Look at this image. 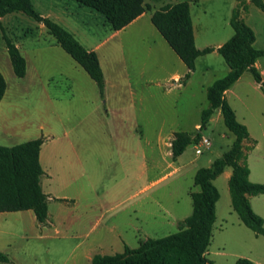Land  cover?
<instances>
[{
    "label": "rangeland",
    "instance_id": "obj_1",
    "mask_svg": "<svg viewBox=\"0 0 264 264\" xmlns=\"http://www.w3.org/2000/svg\"><path fill=\"white\" fill-rule=\"evenodd\" d=\"M31 1L39 14L97 52L105 91L102 95L43 23L22 11L0 18V71L8 83L0 105L6 120L1 131L28 124L5 137L8 145L45 138L41 183L49 199L44 224L32 210L4 212L0 251L10 262L0 264H91L97 254L123 253L149 238L178 232L193 211L196 171L211 166L236 137L217 109L201 130L212 142L202 154H196L193 142L174 159L171 143L177 132L199 130L209 106L207 88L230 68L216 51L200 56L188 79H175L174 74L183 79L188 67L150 16L165 5L188 1L197 47H215L234 34L230 18L238 0H147L151 10L142 23L153 35L116 32L101 13L75 0ZM248 3L243 15L254 17L257 32L264 33L257 14L264 12ZM5 37L26 58V78L15 74ZM262 39L259 34V43ZM227 99L259 140L257 146L245 142L244 162L250 181L264 184V91L246 71ZM228 173L231 167L214 180L220 199L206 256L214 264H235L239 258L264 264V235L234 211ZM252 205L264 219V195Z\"/></svg>",
    "mask_w": 264,
    "mask_h": 264
},
{
    "label": "trees",
    "instance_id": "obj_2",
    "mask_svg": "<svg viewBox=\"0 0 264 264\" xmlns=\"http://www.w3.org/2000/svg\"><path fill=\"white\" fill-rule=\"evenodd\" d=\"M101 13L114 30H121L150 9L147 0H75ZM252 2L264 11V0H238L233 9L230 24L234 34L221 46L198 48L188 1L165 5L152 14V22L165 40L188 67L181 80H186L195 70L197 59L215 50L229 65V72L215 80L207 88L209 106L202 111L199 130L190 134L177 132L171 143L172 157L177 159L186 148L201 138V130L209 124L213 114L220 109L227 128L235 135L231 148L216 158L211 166L199 168L194 176L198 191L192 192L193 211L179 224V231L164 238H149L137 249L126 247L123 253L97 254L91 264H214L207 256L216 221V205L220 192L214 180L228 167L232 168L229 190L232 207L241 221L256 234L264 235V219L250 203V196L264 194V184L249 179L250 168L244 162V144L251 140L248 127L239 121L236 111L226 97V91L250 71L264 91V80L256 62L264 56V49L255 46L256 34L243 13ZM14 11H22L43 23L55 36L60 46L69 53L98 84L104 95L105 75L94 50H88L66 28L49 17L39 14L31 0H0V18ZM6 38L7 49L15 74L23 78L27 74V60L12 41ZM7 91V80L0 71V102ZM44 137L5 146L0 144V213L32 210L40 224L49 217L48 195L43 191L41 178L45 171L40 161ZM251 147V146H250ZM0 261L10 262L0 251ZM235 264H258L248 258H239Z\"/></svg>",
    "mask_w": 264,
    "mask_h": 264
},
{
    "label": "crops",
    "instance_id": "obj_3",
    "mask_svg": "<svg viewBox=\"0 0 264 264\" xmlns=\"http://www.w3.org/2000/svg\"><path fill=\"white\" fill-rule=\"evenodd\" d=\"M148 3V2H147ZM149 10H151V9H149ZM149 10H147V11H149ZM261 10V9H260ZM147 11L146 12H144L141 16H139L138 18H136L133 22H131L129 25H127L125 28H123V29H121V30H116V32H122V31H124V30H130L132 33H149V34H151V35H153L154 34V30L152 29V27H150V26H146V25H144L145 24V22L144 23H142V19L143 18H145V16L147 15ZM264 12V11H263ZM153 14V13H152ZM152 14H151V16H150V20H151V18H152ZM257 14H259V17L264 21V15H260L261 13H257ZM248 16H250L248 13H247V15L245 14V15H243V18L246 20V19H248V21H250V22H248V21H246V23L249 25V26H251L252 27V29L254 30V32H255V34H256V41H255V46L256 47H258V48H261V49H264V33H261V32H257V30H256V27L254 26V25H257L256 23H255V18L254 17H248ZM104 19H105V21L106 22H108L107 20H106V18L104 17ZM152 21V20H151ZM109 24V23H108ZM110 25V24H109ZM111 26V25H110ZM159 31V30H158ZM259 34H261L262 35V37H263V39H262V41L259 43ZM163 36V35H162ZM225 43V41L224 42H221L220 44H218L217 46H215L216 48L217 47H219V46H221L222 44H224ZM88 50H93V48H87ZM214 52H216V50L214 51ZM23 54V53H22ZM99 57V56H98ZM100 60V59H99ZM101 63V62H100ZM256 67L258 68V70H259V72L261 73V75H262V77H263V80H264V56L263 57H260L258 60H257V62H256ZM230 70V69H229ZM245 74V73H244ZM243 74V75H244ZM242 75V76H243ZM28 76V71H27V74H26V76L25 77H23V78H26ZM242 76L239 78V80H237L234 84H233V86L234 85H236L238 82H240V80L242 79ZM175 79H177V80H180L182 77H181V75H179V74H174V76H173ZM233 86H231V88H229L227 91H226V97H227V93L232 89V87ZM7 88H8V83H7ZM228 100V99H227ZM1 103H2V101L0 102V105H1ZM233 107V106H232ZM234 108V107H233ZM1 110V109H0ZM234 110L236 111V109L234 108ZM236 114H237V112H236ZM3 113H2V111H0V125L2 124H4L5 122H6V120H5V115H3ZM242 123H244L247 127H248V124H247V122L245 121V120H243L242 121ZM198 126H200V124L198 125ZM28 127V124H26V123H21V126H14V128H12L11 130H13L12 132H8V131H1L2 130V128L3 127H1L0 126V144L1 145H5V146H13V145H16V144H19V143H16V144H9L8 145V142H5V141H7L6 140V138L5 137H7V138H9L10 136H14V134H15V136L19 133V132H21V130H23V128H27ZM248 130H249V127H248ZM251 135V140H249V144H251V145H254V141H256V143H255V145L257 146L258 144H259V140H258V138L256 137V136H253L252 134H250ZM29 140H31V139H29ZM25 141H27V140H25ZM24 141V142H25ZM44 145H45V143L42 145V148H41V152H40V161H41V164H42V167H43V158H44V151H43V148H44ZM255 146V147H256ZM43 169H44V167H43ZM44 171H45V169H44ZM251 171V170H250ZM226 172V170L223 172V173H225ZM45 173H46V171H45ZM231 174L232 173H228L227 174V176H228V178H230V176H231ZM42 184V183H41ZM43 188V187H42ZM44 191V190H43ZM47 194V193H46ZM262 195H264V194H262ZM256 196H250L249 197V200H250V203H251V206L253 207V205H252V201H253V199L255 198ZM4 214V212H2V213H0V218H1V216ZM93 259V258H92Z\"/></svg>",
    "mask_w": 264,
    "mask_h": 264
},
{
    "label": "built area",
    "instance_id": "obj_4",
    "mask_svg": "<svg viewBox=\"0 0 264 264\" xmlns=\"http://www.w3.org/2000/svg\"><path fill=\"white\" fill-rule=\"evenodd\" d=\"M211 145V140L208 137L202 135L196 144V154H202L203 148H209Z\"/></svg>",
    "mask_w": 264,
    "mask_h": 264
}]
</instances>
